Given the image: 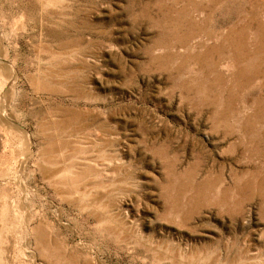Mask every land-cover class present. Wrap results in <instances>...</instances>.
I'll return each mask as SVG.
<instances>
[{
    "label": "rangeland",
    "instance_id": "1",
    "mask_svg": "<svg viewBox=\"0 0 264 264\" xmlns=\"http://www.w3.org/2000/svg\"><path fill=\"white\" fill-rule=\"evenodd\" d=\"M0 264H264V0H0Z\"/></svg>",
    "mask_w": 264,
    "mask_h": 264
}]
</instances>
